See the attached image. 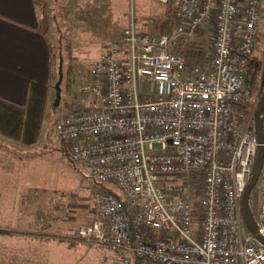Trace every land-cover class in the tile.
<instances>
[{"label":"built area","instance_id":"obj_1","mask_svg":"<svg viewBox=\"0 0 264 264\" xmlns=\"http://www.w3.org/2000/svg\"><path fill=\"white\" fill-rule=\"evenodd\" d=\"M155 1L173 8L175 33L139 30L131 3L121 45L103 46L79 89L91 106L54 124L68 159L98 185L77 238L111 252L114 264H264L241 212L259 146L246 75L262 0ZM210 18L208 56L177 53L179 38ZM258 183L252 214L264 237V159Z\"/></svg>","mask_w":264,"mask_h":264},{"label":"rangeland","instance_id":"obj_2","mask_svg":"<svg viewBox=\"0 0 264 264\" xmlns=\"http://www.w3.org/2000/svg\"><path fill=\"white\" fill-rule=\"evenodd\" d=\"M89 1L92 3L87 2L85 4L82 0H60L57 3H60V8L55 13L56 17L53 13L56 8H52L56 0H44L43 5L49 8L46 13V27L48 28L46 29L49 31V37L51 38L55 61L56 64L60 63V59L62 61L61 101L59 107L54 108V97L51 105L46 107L39 142L32 145L28 150L22 148L13 150V154L20 158L22 162H19L18 166L16 163H13L14 165L12 164L10 167L4 166V179L8 177L7 174L13 169L12 175L15 177V173H18L19 177L17 179L21 183L30 186V193L31 191L37 193L35 194L36 203L31 204H28L29 198L27 196H20L19 212L21 217H26L27 214L31 216L33 211L42 202L49 204L50 207L53 206L59 209L57 216H53L47 212L43 215L44 222L51 224V220H56L54 221L55 224L45 228L43 231L44 236L37 231L38 229L33 226L32 221L25 218L17 220L15 228L18 227L26 233L17 232V229L13 228L4 229L0 226V237L2 233L8 234V237H5L6 240L2 244L0 239V247H15V245L16 247H36V264H78V251H66L64 247L69 245V242L56 238L54 234L59 232V228L68 229L72 232L78 227L79 223L85 219L84 210L92 201L94 202L93 193L98 186L96 181L87 174L83 166L77 165L68 159L66 151L68 147L58 139L54 128L55 121L66 114L67 110L64 104L71 103L74 106L77 104L79 98L78 89L86 82V74L92 61L97 57L100 43L108 39H114L111 42L120 41L122 32L129 24V16L127 14L131 13V3H133L132 10L136 25L139 30L148 33L147 29L144 30L142 28L140 18L158 13L162 8L155 0ZM111 2L115 6L112 14L110 8ZM108 12L111 15V20L115 21L121 15L125 17L126 22L124 24H117V28L109 27ZM100 17H103V20L99 21ZM85 18H88L87 22H83ZM209 30L210 25L207 27L205 38L206 49L210 51L213 41V26L212 30ZM251 57L260 59L264 69V0H262L261 21L258 25V39ZM69 65L74 68L76 73V84L72 95H67L65 89V70H67ZM262 83L261 92L264 89V70ZM258 97L259 94H255L252 97L253 104L249 113L251 119H253ZM82 102L79 105L81 109L88 108L91 105L89 102ZM4 143L2 144V148L6 152L10 147L12 149L13 146H8ZM258 184L257 182L249 197V204L253 214L257 213L260 201L261 192ZM107 187L118 193V190L114 186L108 185ZM193 201L195 202L196 199L194 198ZM35 204L37 205L34 206ZM52 216H59V218L53 219ZM33 242L36 244L32 245ZM75 247L93 248L87 243ZM71 256L72 258L74 257L73 260H71ZM80 264L91 263L82 261ZM95 264H100V262L98 261Z\"/></svg>","mask_w":264,"mask_h":264},{"label":"crops","instance_id":"obj_3","mask_svg":"<svg viewBox=\"0 0 264 264\" xmlns=\"http://www.w3.org/2000/svg\"><path fill=\"white\" fill-rule=\"evenodd\" d=\"M58 1L60 2V0H56L52 7L56 8L53 11L54 14L60 8V3L57 4ZM82 2L85 4L87 2L92 3L89 0H82ZM43 3L44 0H0V226L4 229H17V232H20L21 230L18 227L15 228L17 226L16 222L19 219L25 218L32 221L33 226L37 227V231L42 233V236H44L43 231L45 228L55 224L54 221H56L51 220V224L44 222L43 215L47 212L53 216H57L59 209L53 206L50 207L49 204L42 202L44 204L42 205L41 203L33 211L31 216L27 214L26 217H21L19 212L20 196H27L29 198L28 204H31L36 203L35 201L37 199L35 194L37 193L34 191L30 193V186L21 183L17 179L19 177L18 173H15V177L12 175L13 169L7 174L8 177L4 179V166L10 167L13 163H16L18 166L19 162H22L20 158L13 154L14 149L22 148L28 150L32 145L39 142L43 115L46 107L51 105L55 97L54 86L56 83L54 84L50 79V61L53 50L49 31L46 27V13L49 8L46 5L44 6ZM111 3L110 8L112 14L115 6L113 2ZM160 6H162L160 12L141 17L140 20L150 16L165 18L166 16L173 15L176 17L170 5ZM108 14L109 27L117 28V24H124L126 22L124 16L119 15L114 21L111 20L109 12ZM55 16L57 17L56 14ZM176 19L178 18L176 17ZM101 20H103V17L99 18V21ZM87 21L88 18L83 20V22ZM180 24L181 22L179 20L178 26ZM209 25V31H211L213 26L211 18L206 19L198 29H201L207 35L206 32ZM144 27L146 28V26H143L145 30ZM194 33L191 37L179 38L176 47H178L179 43L191 41ZM111 41H114V39H108L100 43L97 57L92 61V64L99 59L103 45ZM115 42L121 45L122 35L120 41ZM207 51L209 52V49ZM176 52L178 53L177 49ZM90 68L86 74V82L84 84L90 80ZM79 89V98L75 106H79L83 103L82 101L91 104V100H86L79 94ZM78 109H81L80 106ZM71 113L73 112L67 111L65 115ZM3 143L8 146H13L12 149H10L11 147H7L9 150L6 152L2 148ZM113 192L116 193L115 191ZM93 210L94 202L92 201L84 210L85 219L79 223L76 229L71 232V230L59 228V232L54 235L56 238L64 240V242L66 240L69 242L68 244L71 247L69 245L64 247L66 251H78V264L82 261L91 264H95L98 261L100 264H114L111 260L112 253L108 250L75 247L84 244L78 240L77 230L81 225L88 224L92 221ZM43 211L44 213H42ZM56 218L58 219L59 216L53 217V219ZM21 232L26 233L24 231ZM5 237H8V234L2 233L0 237L1 244L6 240ZM34 244L36 243L33 242L32 245ZM35 251L36 247H16V245L15 247H0V264H36ZM70 258L71 260L74 259L72 256Z\"/></svg>","mask_w":264,"mask_h":264},{"label":"trees","instance_id":"obj_4","mask_svg":"<svg viewBox=\"0 0 264 264\" xmlns=\"http://www.w3.org/2000/svg\"><path fill=\"white\" fill-rule=\"evenodd\" d=\"M142 26H146L145 29L149 30V33L151 35H159V36H171L174 33V30L179 25V20L176 19L173 15L166 16L165 18H160V16H150L146 18L141 19ZM143 28V27H142ZM196 32L194 33V37L191 41L187 43H179L178 47H176L178 53L184 57L185 59H193V60H203L205 59L209 52L206 50L205 46V33L200 29H196ZM54 53L52 51L51 55V61H50V79L55 84L58 80V64H56ZM263 63L260 59H257L255 57H251L249 67L247 70L246 75V85L248 86V95L250 97H253L255 94H259L258 99L260 98L262 92L261 89L263 87L262 83V77H263ZM65 89L67 92V95H72L75 89L76 84V73L73 67L70 65L67 67V70H65ZM252 104H249V110L252 107ZM64 107L68 112H75L78 109L79 106H74V104L66 103L64 104ZM262 121H263V134H264V111L262 113ZM63 143V142H62ZM67 151V149H66ZM68 156V152H67ZM200 185L197 186V189H199ZM115 196L118 198V200L123 204V206H126L125 202L121 198L119 194L114 193L112 190H110ZM145 262L137 261L135 264H142Z\"/></svg>","mask_w":264,"mask_h":264},{"label":"water","instance_id":"obj_5","mask_svg":"<svg viewBox=\"0 0 264 264\" xmlns=\"http://www.w3.org/2000/svg\"><path fill=\"white\" fill-rule=\"evenodd\" d=\"M62 80H63L62 61L60 59V63L58 67V80L54 86V90H55V100L53 103L54 108H58L60 101H61ZM263 111H264V89L262 91L260 98L258 99L256 108L253 114V128H254V133L257 137L259 146L257 149L250 181L247 184L244 190V193L242 195V198H241V212H242V219H243V222H244V225L247 231L252 236H254L260 243L264 245V237H262L258 233V228L255 223L253 214L250 209V204H249L250 193L258 182L260 172L262 169V165H263V159H264V134H263V121H262Z\"/></svg>","mask_w":264,"mask_h":264}]
</instances>
